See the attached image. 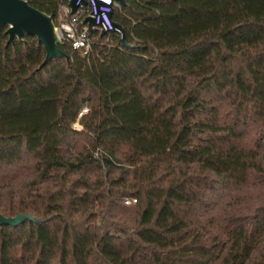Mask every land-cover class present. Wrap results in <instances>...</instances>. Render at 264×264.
Listing matches in <instances>:
<instances>
[{
    "label": "trees",
    "instance_id": "trees-1",
    "mask_svg": "<svg viewBox=\"0 0 264 264\" xmlns=\"http://www.w3.org/2000/svg\"><path fill=\"white\" fill-rule=\"evenodd\" d=\"M25 1L56 23L67 0ZM111 17L124 44L40 67L0 29V214L35 219L0 224V264H264V0Z\"/></svg>",
    "mask_w": 264,
    "mask_h": 264
},
{
    "label": "water",
    "instance_id": "water-1",
    "mask_svg": "<svg viewBox=\"0 0 264 264\" xmlns=\"http://www.w3.org/2000/svg\"><path fill=\"white\" fill-rule=\"evenodd\" d=\"M75 0H68L70 11L75 9ZM122 3L123 0H120ZM88 25L92 24L90 17H85ZM6 26V42H11L15 37L21 39L23 34L33 35L42 44L44 57L38 67L45 64L52 57L63 55L57 44L59 40L53 32L52 18L40 10L29 5L25 0H0V29ZM113 27L121 34L120 41L124 44L122 29L117 23ZM102 33V32H101ZM24 219L35 220L32 216L25 213H17L13 216H3L0 214V224L14 226Z\"/></svg>",
    "mask_w": 264,
    "mask_h": 264
},
{
    "label": "built area",
    "instance_id": "built-area-1",
    "mask_svg": "<svg viewBox=\"0 0 264 264\" xmlns=\"http://www.w3.org/2000/svg\"><path fill=\"white\" fill-rule=\"evenodd\" d=\"M74 4L73 12L70 11L68 0L57 8L56 23H52L53 32L59 42H68L72 49L79 51L82 56H87L94 39L90 34L92 30L106 35L115 31L120 36V32L113 27L111 17L112 11L120 7V0H75ZM85 17L92 19L91 25L84 20ZM85 110L82 108L81 112ZM94 155L96 156V152ZM133 201L134 198L123 200L125 204Z\"/></svg>",
    "mask_w": 264,
    "mask_h": 264
},
{
    "label": "rangeland",
    "instance_id": "rangeland-1",
    "mask_svg": "<svg viewBox=\"0 0 264 264\" xmlns=\"http://www.w3.org/2000/svg\"><path fill=\"white\" fill-rule=\"evenodd\" d=\"M53 24V23H52Z\"/></svg>",
    "mask_w": 264,
    "mask_h": 264
}]
</instances>
